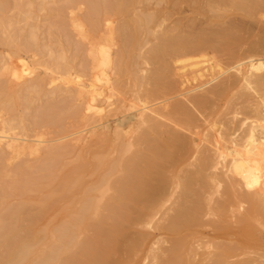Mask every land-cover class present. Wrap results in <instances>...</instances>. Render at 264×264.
<instances>
[{
	"label": "bare ground",
	"instance_id": "6f19581e",
	"mask_svg": "<svg viewBox=\"0 0 264 264\" xmlns=\"http://www.w3.org/2000/svg\"><path fill=\"white\" fill-rule=\"evenodd\" d=\"M13 1L0 264H264V0H63L79 67L28 22L55 0Z\"/></svg>",
	"mask_w": 264,
	"mask_h": 264
},
{
	"label": "rangeland",
	"instance_id": "374dc122",
	"mask_svg": "<svg viewBox=\"0 0 264 264\" xmlns=\"http://www.w3.org/2000/svg\"><path fill=\"white\" fill-rule=\"evenodd\" d=\"M8 1H9V5H8L9 7H8V10H6V16H8V17H17L18 7L15 5V2L13 0H8ZM38 2H39V0H34V3H38ZM61 4L64 5L65 2L63 0H55V2H49L48 5H47V9H45V10L44 9H40L38 6H34V7L30 8V10L32 11V14H31L32 18H30L28 20V22L30 24L33 23V24L38 26L36 34H37L38 39L40 40L41 44H45V43L49 44L50 43L51 44L50 46L52 47V45H53V48H55V49H60V50L63 49L64 50L63 52L66 54V56L68 55V57L70 58L71 62L74 64V66L75 67H79V65H80V63L82 61V58L85 57V53H84V51L82 49H79L78 46H76V41H75L76 40V36H74V33L73 32H71L70 34L67 33L68 34L67 35L66 32H62L63 30L58 29L55 26H53V27L49 26L50 25L49 22H53L54 21V23H55L56 20H58L59 17L57 15L56 7H58ZM21 9L25 10V9H27V7H23ZM167 10L171 11L173 9L171 7H167ZM64 14L67 15L66 12ZM183 14H185V15H191L192 14L191 11L189 10V7H186V6L183 5L182 6V11L181 12H173L172 16L167 20V22H169V21H171V20H173L175 18L181 17ZM234 15L236 16L235 19L238 22L243 23L244 25H246V27H249L254 33H256L258 31L259 25H257L256 23H254L252 21L244 19L238 13H234ZM198 22H200V23L203 22L204 23V18L200 16L199 19H198ZM22 24L23 23L21 22V25ZM25 27H27V26H25ZM55 38H57V39H55ZM69 41H71V43ZM59 42H60V44H59ZM62 43H63V46H62ZM64 47H65V49H64ZM6 50H7V46L3 45V44H0V52H6ZM44 57H46V56H44ZM62 99H63L62 96H57L55 98L42 97L39 100L36 99V98L35 99L33 98L34 106H33V103H32V107L33 108H32V110H30L28 112V114L29 113H33V114H30V116H29L30 122L32 123L33 119L35 120V117H34L35 113L34 112L37 109H41L42 107H43L42 109H45V107H47V105H49V104L57 105L59 103H60L59 107H64L63 105H65L66 103L63 102L64 99L63 100ZM38 104H40V105H38ZM61 104H63V105H61ZM31 123L28 125L29 131H30L29 134L33 133V125ZM41 130H44L45 132L48 131L47 135H49V134L52 135V133H53L52 131L49 132V127L48 126L47 127L46 126L42 127Z\"/></svg>",
	"mask_w": 264,
	"mask_h": 264
}]
</instances>
